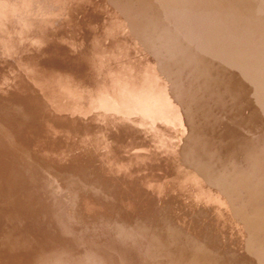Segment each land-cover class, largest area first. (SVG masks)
Here are the masks:
<instances>
[{
    "label": "bare ground",
    "instance_id": "bare-ground-1",
    "mask_svg": "<svg viewBox=\"0 0 264 264\" xmlns=\"http://www.w3.org/2000/svg\"><path fill=\"white\" fill-rule=\"evenodd\" d=\"M171 1L196 8L230 3V0ZM9 4L14 6L15 15L0 14V264H264L263 164L251 152L239 149L246 162L241 165L237 151L228 145L230 141L212 137L208 133L211 129L203 124L204 140L200 148L204 153L199 156H206L204 161L215 168H194L189 163L197 151L183 149L180 156L179 153L171 156V140H158L147 125L146 111L142 115L144 107L139 110L141 102L136 100L139 107L133 106L134 97L142 95L130 97L133 89L127 86L135 79L127 75L131 70L134 73L132 66L136 64L135 75L143 73L140 77L145 78L146 69L140 67L146 63L137 62L142 56L133 57L129 63L127 52V60L123 58L126 61L116 60L115 49L119 48L112 49L111 40L117 39L109 37L108 31L115 21L127 26L131 21L134 27L136 22L145 24L148 15L143 16L149 11V3L5 0L4 8ZM114 7L118 10L116 19L110 16ZM176 12L171 10L173 15ZM208 13L200 17L198 24L207 23L210 29L215 24H224L218 20L224 17L220 12L216 14L221 18ZM228 16L234 19V15ZM188 20L183 23L194 24V19ZM165 26L167 29L169 24ZM198 27L200 30L201 25ZM209 32L213 35V31ZM221 32L223 35L225 31ZM163 35L166 36V31L161 40ZM223 36L220 38L225 39L226 34ZM125 37L127 41L120 48L132 44L131 37L121 39ZM164 39H168L166 43L170 40ZM208 39L203 43L208 44ZM106 40L110 44L103 46ZM171 40L170 44L164 43L166 47L173 43ZM218 43L224 44L220 39ZM200 44H196L198 49L202 47ZM198 49L195 52L199 53ZM181 57L200 62L191 54ZM195 62L193 65H198ZM144 78L140 79L146 83L148 77ZM147 85H143L141 94L146 92ZM119 90L130 92L127 95L132 103L125 102V98H130L120 97L123 92ZM115 95L125 101L118 104L115 99V103ZM126 103L134 104L130 107ZM132 107L142 114L134 113ZM166 191H173V195ZM194 191L213 195L215 199L210 204L201 200L196 208L192 201L181 198L183 193L189 195ZM158 197L163 205L158 206L155 200ZM175 199L179 200L174 203ZM127 202H150V213L155 216L158 228L153 232L139 231L143 230L139 226V235L133 236L126 234L127 229L96 222L106 216L116 219V212L125 210ZM235 242H240V246Z\"/></svg>",
    "mask_w": 264,
    "mask_h": 264
},
{
    "label": "rangeland",
    "instance_id": "rangeland-1",
    "mask_svg": "<svg viewBox=\"0 0 264 264\" xmlns=\"http://www.w3.org/2000/svg\"><path fill=\"white\" fill-rule=\"evenodd\" d=\"M145 1L149 3V8H148L149 11L145 12V15L143 16L145 17L146 15H148L145 17V21L143 20L145 24L142 25V24H138L139 22H136L137 24L135 23V27H134V25L130 21L131 23V24L129 23L130 26H127L125 25V22H122L121 20H119L121 21V23L115 21V23H113L114 26H112V28L108 32H109V37H112V38H115V40L116 39L118 40V42L117 40L116 41L111 40V42H113V44L111 45L112 46L111 48L112 49H115L116 47L119 48V49H115L118 53L119 51L122 50L120 52L121 56L120 54L118 55L117 53L116 58H115L116 60L120 59L119 62L121 60L126 61L127 56L128 57L130 56V59H128L130 63L132 62L133 57L142 56L138 58L139 61L137 60V62L138 63L141 62V64L143 62L146 63V66H145L146 68L144 67L145 64H143V66L140 68L146 69V70L144 69L143 70L145 71V75H147L145 76V78L148 77L147 80L144 78V76L140 77L141 75H143V73H138L139 78L137 75H135L136 74L135 71L138 70V67L137 69H135L136 64L132 66L134 68L131 67L132 69H134V73H133V70H131V72H129L127 76L129 77L130 75H133V77L131 76L130 79L134 78L135 81H137L138 83L135 81L131 82L130 86H132V88L130 86L129 87L127 86V88L128 89L130 88V90L133 89L131 91L132 93L127 92V94L130 93L131 94L130 97L136 96V93L137 95L139 94L142 95L140 97L138 96L139 97L138 99L134 97L133 101L135 100L134 103H136V100L141 102L139 104L140 105L142 104L141 105L142 107H140L139 110H141L144 107L141 110L143 114L138 109L137 111L140 112V114L142 115H144V112L146 111L145 115L146 117H148L147 125L149 126V128H151V131L154 132L153 135L157 136L158 140L159 139L161 140L163 138H166V140L167 139L171 140V146L169 147L171 156L174 155L175 157L176 153H179V156H180V151H183V149H186V151L194 150V151H197V153L195 154L196 157L189 164L192 165L194 168L200 167L204 169L213 170L215 168L214 167L215 165H208L207 164L208 161L207 160L204 161V158L206 156L205 157L199 156V154L202 155V153H204L203 149L200 148V144L204 140L203 133L201 132V128L203 127L201 125L205 124L206 127H208L207 128L208 130L209 128L211 129L209 130L208 133H211L212 137L215 136V137L221 138L222 140H226L227 142L230 141L229 142L230 144L228 145H230L231 148L233 147V149L237 151V158L240 159L241 165H245L246 162H244L245 158L242 156L240 151L247 150V152L249 151L252 154H254L256 158L260 161V163H262L264 166V0H230V3L226 2L224 5H218V6L211 5L210 7H205V8H199V7L196 8L192 6L191 4H184V3L179 4L177 2H172L171 0H169L168 2L166 0H162V1L145 0ZM160 2H162V4H160ZM106 6H108V4ZM170 8L172 12H174L175 10L178 13L176 12V15H173L175 13L171 14V10H169ZM186 8L188 11L185 10ZM193 10L196 15L193 13ZM112 11L114 12V14L113 12H111L110 16L112 17L114 16L116 19L118 15L117 8L114 7V10ZM136 11L137 9L135 10V13L138 14ZM200 11H202V13ZM196 12L197 13L200 12V13L197 14ZM207 12L209 13L212 12L210 14L211 16L213 14L214 15L213 17L215 18H218L221 15L222 16L224 15L223 17L224 20L223 18H221L222 16L220 17L221 19L218 18V20H221L222 23H224L220 25L222 27L215 24L216 26L214 25L213 29L216 28V30H213V29H210L211 25L208 26L207 23L203 24L202 22H200L201 24L200 23L198 24V21H201L200 17L203 15H207L206 14ZM217 12H220L221 15L218 16L217 14L219 13ZM187 13L189 14V16L192 14L193 15L192 18H190L191 16L189 17ZM214 13L215 14L217 13V14L215 15ZM230 13L234 15V19L232 18L233 16ZM169 14L171 15V17ZM182 14L184 17L182 16ZM185 14L187 15L188 18L186 17ZM137 16L138 15H136V17ZM175 16H177V18L178 17L180 18L181 16L182 17L179 20V18L177 19ZM227 16L228 17L232 16L231 17L232 19L227 18ZM193 17L197 19L195 20V18ZM182 18L184 20L181 21ZM188 19L189 20L191 19L190 21L194 19L192 22L194 24H191V25L189 24L190 26H188V24H185V22L183 23V21L188 20ZM172 20H173L172 22L173 25H171ZM116 22L118 24H116ZM166 23L167 25L169 24L170 26V27L168 26L167 29L165 26ZM180 23H181V26H180ZM234 23L236 26L235 25L232 26V24ZM184 24L187 26H183ZM195 24L201 25L200 30L203 32H200L199 30L200 26L199 27L198 25L195 26ZM162 25L165 28H163ZM204 25H207L208 27L205 26L206 27L205 28ZM171 26H173V28ZM229 26H231L232 29ZM186 27L187 29L189 28V30H187ZM193 27L194 29L196 28V30H194ZM202 27H204V30H202L203 29ZM228 27L231 30H233V32L230 29H228ZM207 28H208V31H211V32L213 31L212 33L214 35V39H213V35L210 32L208 33ZM221 28H223L224 30ZM218 29H220V31H217ZM184 30L187 32L189 31L190 32L187 34V32H184ZM198 30L200 33H203L204 35L200 34ZM162 31L164 32L166 31V36L163 35V37L165 36L164 38L170 39L171 36H172L171 39L174 38L173 40L170 39L173 42L171 43V45L173 44L172 46L169 45V47L171 46L170 49L169 47H166L167 45H165L168 43L170 44L169 42L170 40L167 41L166 43V40L168 39L162 38L163 41L160 39L162 33H164ZM195 31H197V33H195ZM215 31H216V35H215ZM221 31L222 32L225 31L223 33V35L226 34L225 39H223L224 38L223 35L219 34V32ZM234 31L235 33H237L236 35ZM228 32L230 33V35ZM174 33L178 34L177 35L178 37ZM183 33L187 36L185 37ZM196 34L197 36L198 34H200L198 37L199 39L195 38L197 37ZM206 34H209V35H206ZM227 34H228V37H227ZM231 34L234 37H231ZM167 35L169 37H167ZM103 36L104 35H102L101 37L103 38ZM124 36L131 37V40H129L130 38L128 40H129V43L131 42L132 44L126 45V47L128 46L127 50H125L126 49L125 46L121 48L119 47L122 45V42L127 41L126 37L124 38L125 40L121 39ZM203 36H205V38ZM221 36H223L222 39L220 38ZM157 37L159 38L160 42ZM182 37L183 38L185 37L187 39H182ZM215 37H216V40H215ZM229 37H231L230 39H233V40H230ZM99 38L100 36L98 37V39ZM178 38H180L181 40ZM192 38L194 39V41H192L193 40ZM200 38H202L203 41ZM204 39L205 40L208 39L207 41L208 44H206V42L205 44L203 43L205 41ZM210 39L212 40V42H210ZM219 39L223 40L224 44L218 43ZM182 40L186 46L182 43ZM178 41L179 42L181 41L180 42L181 44H179ZM200 41H202V43ZM186 42L188 43L186 44ZM196 42L201 43V44L199 43L200 45H202L201 49L199 48L200 50L198 49L199 46H197L199 44ZM105 44L109 45L110 42L109 41L107 43L103 42V46ZM123 45H125V43H123ZM192 45L193 46L195 45V46L191 47ZM205 45L207 46V49L205 48L206 47ZM181 46L183 48L188 46L187 48L189 49L186 50V48H184L185 50L183 51V48L181 49ZM176 47L178 50L176 49ZM195 47H197L196 50L198 49V51H200L199 53L195 52L196 50L193 51V48L195 49ZM155 48H157L160 51H158ZM128 49H131L133 51H130ZM171 49L173 50V54L170 53L172 51ZM128 51L131 53H129ZM122 52L123 53L127 52L128 55L127 53L123 54ZM239 52L243 55L241 54L239 55ZM174 53L177 55H175ZM192 53H194L193 54L194 57ZM196 53H198V56L197 55L195 56ZM160 54H162L163 56L162 55L160 56ZM179 54L180 56H182L183 54L184 55L191 54L193 59L194 58L200 59L199 60L200 62L198 64L195 61H191V60L187 61V59H185L186 57L180 58ZM152 55L155 56V58ZM199 55L201 56L203 55V56L201 57ZM101 56H102V53H101ZM123 58L126 60H124ZM146 59L148 61H146ZM170 59L172 60L176 59L177 62L176 60L173 62ZM225 59H226V63H225ZM155 61L156 63H154ZM159 61H161L162 64ZM193 62L197 63L198 65H195V64L193 65ZM238 63L240 64V67ZM148 66L152 67V69L151 68L149 69ZM128 71H130V68L127 70V72ZM151 72L153 73V75ZM140 78L141 79L144 78L146 80V83L144 80L141 81ZM140 84H142V88L144 87L143 85L148 84L147 85L148 88L146 89L147 93L146 92L144 94L140 93V91L142 90ZM137 85L141 89L136 87ZM134 86L139 90H136ZM128 89L126 91H130ZM120 91L122 90H119V92ZM126 91H122L123 92V93L121 92L122 94L117 91L118 92L117 94H121L120 97H129L125 93ZM133 92L135 93V95ZM143 95H144V98L142 99ZM118 97L119 95L113 96L114 101L116 99L118 104L119 102L122 103L125 100H126L125 102L132 103V99L130 97L129 98L131 101L129 99L128 101L127 98H125V100L124 98L123 99L121 98L123 100L122 102L121 100H119L120 97L119 98ZM131 103H129L130 105L126 103V105H129L131 107V105L134 104V103L133 104ZM139 104L136 103L133 106L139 107L138 106ZM135 107L134 108L132 107V109H134L132 111L134 113H138L137 111H135L136 110ZM188 114H190L191 116L189 115L190 117H188ZM220 149H221L220 146H218L217 150H220ZM235 151L233 153H235ZM166 192L167 194L173 195V191H166ZM203 197L205 199H203ZM172 198H175V197H172ZM181 198H183L184 201H192L196 208L200 206L203 200L207 202V204H210L208 202L212 201L213 203L214 201L213 199H215L213 195L201 194L199 191H194L189 195H186L185 193H183ZM155 200L158 203V206L160 204L163 205L161 198L158 197V198H155ZM178 200L179 199H175L174 203H176V201ZM149 203L141 202V203L134 204L133 202H127L128 207L125 210H122L121 212H116L118 215L116 219L109 218L108 216H106L101 219L97 218L98 221L96 222L100 225L109 224L113 228H121L124 230L127 229L126 234L129 235L132 233L133 236H135L136 233L139 235L138 229H137V227L139 226L143 228V230H139V231L147 230L149 232H153V229H157L158 225L156 223L155 216H153V213H150L151 209H150ZM235 244L238 245L240 244V242H235ZM232 245H234L233 242H232Z\"/></svg>",
    "mask_w": 264,
    "mask_h": 264
},
{
    "label": "clouds",
    "instance_id": "clouds-1",
    "mask_svg": "<svg viewBox=\"0 0 264 264\" xmlns=\"http://www.w3.org/2000/svg\"><path fill=\"white\" fill-rule=\"evenodd\" d=\"M5 0H0V14L2 15H15L14 6L9 4L7 8H4Z\"/></svg>",
    "mask_w": 264,
    "mask_h": 264
}]
</instances>
